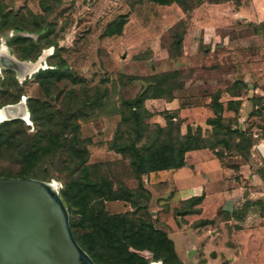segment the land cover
<instances>
[{
	"label": "trees",
	"instance_id": "obj_1",
	"mask_svg": "<svg viewBox=\"0 0 264 264\" xmlns=\"http://www.w3.org/2000/svg\"><path fill=\"white\" fill-rule=\"evenodd\" d=\"M144 1L160 5L177 4L183 12H190L205 1L219 4L237 0H132L130 8ZM126 21L127 15H121L118 20L108 24L106 34H120L121 26ZM179 23L183 26L182 21ZM37 25V29L30 30L16 15L3 12L0 6V31H13L7 44L11 49H21L17 57L22 61L34 62L44 47L56 48L54 42L45 45L41 42L51 33L50 24ZM19 31L33 32L37 39L19 36ZM183 32L182 29L172 33V45L177 53L180 52ZM142 57L138 54L134 59L140 60ZM48 65L50 67L34 75L44 98L27 99L30 120L36 131L27 133L28 126L20 119L0 123V161L6 160L20 167L17 174H0V177L49 181L56 173L63 182L60 193L68 205L71 218L78 215V225L87 230L80 236L74 234V239L95 264H149L150 261L182 264L167 233L150 219L136 217L151 200V192L144 186L142 176L186 166L185 153L191 150L209 149L221 159L239 156L248 162L253 145L252 134L232 126L241 102L228 101L224 105L215 95L208 105L211 115L205 123L209 129L187 125L182 133V120L168 111L158 112L164 124L149 123L147 120L157 112L149 111L144 103L147 99L170 100L176 91L192 87L191 71L173 69L146 76L121 74L128 83H141L133 97L119 98L109 93L108 89L90 96L85 90L82 91L80 104L73 106L77 98L74 96L76 90H67L62 101L63 90L58 85L64 80L72 84L80 83V80L70 73L65 59L56 51L49 57ZM242 85L245 87L244 83ZM55 93L58 106L49 102ZM20 95L21 90H17L12 102L17 101ZM252 101L250 113L262 114V97L254 96ZM230 111L235 115H224ZM114 114L120 115V121L107 142V148L119 154L120 158L88 164L91 140L81 134L80 123L96 124L101 117ZM259 128L264 131V125ZM34 167L38 173L32 172ZM257 173L264 184V169L258 168ZM115 175L117 177L114 178ZM143 192L147 193L145 203L141 202ZM203 198V195L189 198L178 211L199 213L200 209L193 207L199 205ZM114 200L131 202V212L108 213L104 203ZM74 225V220L70 219V226Z\"/></svg>",
	"mask_w": 264,
	"mask_h": 264
},
{
	"label": "crops",
	"instance_id": "obj_2",
	"mask_svg": "<svg viewBox=\"0 0 264 264\" xmlns=\"http://www.w3.org/2000/svg\"><path fill=\"white\" fill-rule=\"evenodd\" d=\"M233 2L234 5L231 4ZM167 6L175 7L180 14L178 20L183 22L180 52L177 53L173 48L174 52L168 55L160 52L158 46H151L153 53L149 52L140 60L134 59L139 65L136 69L134 65L133 71L127 74L146 76L173 69L186 70L191 71L193 86L176 91L170 100L147 99L144 104L149 111L173 113L182 120V133L186 131L187 125H199L205 130L209 128L206 119L211 115L208 105L215 95L224 105L228 101H240L241 111L247 102L244 97H248L243 91L254 92L258 89L264 94L263 87L248 83L256 71L254 66L262 65L263 62L261 55L256 56L260 61L255 62L256 57L252 58L248 52L252 47L261 51L264 0L202 3L190 12H183L177 4ZM133 38L129 42L134 41ZM139 46L131 49L134 57L142 48L141 44ZM160 58L172 67L149 74L143 72L146 63L157 70L155 62ZM140 86L138 81L128 85V89H134L129 98L136 94ZM119 121L120 115L114 114L101 117L96 124L81 123L82 135L92 139L89 145L91 162L119 156L107 148V142L112 138ZM223 160L209 149L191 150L185 153L186 166L142 176L143 183L151 192V201L164 208L157 218L173 241L182 264H194L200 258L203 259L201 264H211L215 251L212 243L215 230L211 228L235 232L236 236L243 239L247 233H262V225L252 227L246 224L264 218V193L259 187L244 182L247 172L243 164L233 172L234 167L225 165ZM201 195L204 196L202 202L193 207L199 208V213L178 211L184 201ZM206 203L209 216H205L204 212Z\"/></svg>",
	"mask_w": 264,
	"mask_h": 264
},
{
	"label": "rangeland",
	"instance_id": "obj_3",
	"mask_svg": "<svg viewBox=\"0 0 264 264\" xmlns=\"http://www.w3.org/2000/svg\"><path fill=\"white\" fill-rule=\"evenodd\" d=\"M131 1L132 0H0V6H2L3 12H12V14L22 20L30 30L37 29V23L42 25L50 24L52 31L48 37H43L41 42L43 45L47 42H54L56 46V48L53 46L44 47L40 51L37 60L44 53L42 66L32 73L25 72L19 74L14 69L4 67L0 64V108L12 102V98L17 90H21L19 99L22 97L25 98L27 109L28 98H44L41 89L34 80V75L39 70L50 67L48 65V59L55 51L61 58L65 59L70 73L80 80V83L77 84H72L68 80L62 81L58 85L59 89L63 90L60 100L63 101L65 92L70 89L76 90L74 96L77 98H75L76 101L73 102V106L80 104L82 91L84 92L85 90H88V94L93 96L97 92L108 89L109 93H114L115 96L119 98H129L134 89L127 88L130 83H128L126 78L121 77V74H127L129 71H133L134 65L135 69L139 65V63L134 62L136 61L133 56L134 51L131 49L135 46L138 48L141 44L142 48L139 50V54L144 56L152 52L150 49L151 46H158L160 52L170 55L174 52L171 41L173 40L172 33L173 31L179 32L182 29V25L178 20L180 14L175 7L144 1L143 4L130 8ZM203 3L207 4L208 2L205 1ZM231 4L234 5V2ZM121 15H127L126 23L121 26V33L114 34L113 32V34L107 35L106 33L109 31L108 24L118 20ZM261 33L264 35V29L261 30ZM13 34L12 30L0 31V48L4 47L8 55L20 60L17 54L22 52L21 49H19V47L11 49L7 44V41ZM17 34L19 36L32 38L33 40L37 39V35L33 32L19 31ZM133 36L134 41L129 42L132 40L131 38ZM260 44L261 51H259L258 47L257 51L256 48L252 47L248 52L252 58L261 55L260 57L263 61L261 62L262 65L257 64L258 66H254L256 71H254L253 78H251V81H248V83L253 86L264 87V37L261 38ZM159 56L161 55L159 54ZM257 59L258 57H256L255 62L260 61ZM53 60L55 59H51V61ZM155 65L157 66V70H153L152 66L146 63L143 67V72L149 74L152 71H163L172 67L170 63L163 62L161 58L157 59ZM25 69L26 68H23V70ZM243 92L245 96H248L244 97V100L247 102L242 107V110L238 111L232 126L251 132L253 137V145L250 149L251 157L248 162H245L239 156L225 158L223 162L225 165L234 167L233 172H236L238 167L243 164L245 166V172H247L243 179L244 182L248 185L252 184L257 188L259 187L264 193V184L256 174L258 168L264 169V156L260 151V146H264V131H261L259 128L264 125V112L260 115L250 113L253 105L252 98L254 96H261L264 102V94L258 89L254 90V92L247 90ZM55 96L56 93L49 98V102L53 106H58L59 101L55 99ZM225 98H227V96H225ZM224 115L234 116L235 113L230 111L225 112ZM22 121L28 126L27 133L32 134L36 131L32 122L27 124L24 120ZM147 121L149 123L157 122L162 124L164 119L161 115L155 113ZM89 139L92 142V139ZM104 158L106 157L104 156ZM119 158L120 155L117 158H106L105 161L91 162L89 151L88 164L111 162ZM19 168L18 165L12 164L6 160L0 161V174L9 173L14 175L18 173ZM33 171L38 173L36 167H34L32 172ZM52 176L53 177L49 181H54L56 183L57 190L61 195L60 190L63 187V182L56 173H53ZM115 177H117V175H115L114 178ZM142 195L141 202H147V193L143 192ZM62 199L64 200L63 197ZM65 204L68 211L69 225L70 219L75 222L73 227L70 226L73 237L74 234L80 236L87 230L78 225V215H74L71 218L68 205L66 202ZM104 208L110 214L130 213L132 203L125 200L106 201L104 203ZM162 210H164L163 206L154 204V202L149 199L146 207L140 209L136 217L146 220L150 219L158 228L164 231V226L158 221V218H155ZM204 210L205 216H209L208 203L204 205ZM248 225L252 227L262 225V233H256V231L252 234L250 233V235L247 233L243 239L241 236H236L235 232H227L221 228L217 229L216 227H214V229L211 228V230H215V238L212 239L215 251L213 252L214 256L211 260V264H264V218L262 220L258 219V221H248L246 226ZM202 260L203 259L200 258V261L195 263L201 264ZM151 262L158 261H150L149 264H151Z\"/></svg>",
	"mask_w": 264,
	"mask_h": 264
},
{
	"label": "water",
	"instance_id": "obj_4",
	"mask_svg": "<svg viewBox=\"0 0 264 264\" xmlns=\"http://www.w3.org/2000/svg\"><path fill=\"white\" fill-rule=\"evenodd\" d=\"M8 57L0 55V64L17 72L26 62ZM22 101L26 119L18 114ZM1 109L10 114L5 120L31 122L24 98ZM55 184L0 178V264H94L73 237L66 204Z\"/></svg>",
	"mask_w": 264,
	"mask_h": 264
},
{
	"label": "bare ground",
	"instance_id": "obj_5",
	"mask_svg": "<svg viewBox=\"0 0 264 264\" xmlns=\"http://www.w3.org/2000/svg\"><path fill=\"white\" fill-rule=\"evenodd\" d=\"M0 54L3 55V56H8V54L6 53L4 47L0 48ZM8 58H10L12 60L11 56L8 57ZM43 58H44V53L42 54V56H40V58L38 60H36L34 62H28V61L24 62L23 64L19 65V67H18V71L19 72L18 73L19 74H20V72L21 73H25V72L26 73H32V72L36 71L38 68H40L42 66ZM23 68H26V69L23 70ZM20 104L21 105H19V113L18 114H19V116H21L24 119H26L27 118V112L25 111V109L23 107V101ZM9 116H10V114L7 112L6 109H1L0 110V122L5 121V119L7 117H9ZM28 123H30V122L28 121ZM260 151H261L262 155L264 156V146L263 145L260 146ZM151 264H161V263L160 262H151Z\"/></svg>",
	"mask_w": 264,
	"mask_h": 264
},
{
	"label": "flooded vegetation",
	"instance_id": "obj_6",
	"mask_svg": "<svg viewBox=\"0 0 264 264\" xmlns=\"http://www.w3.org/2000/svg\"><path fill=\"white\" fill-rule=\"evenodd\" d=\"M22 98H23V97H22ZM22 98L19 99V100H17V101H15V102L7 103V104H14V103H17V102H19L20 100H22ZM7 104H5V105H7ZM3 106H4V105H3Z\"/></svg>",
	"mask_w": 264,
	"mask_h": 264
}]
</instances>
